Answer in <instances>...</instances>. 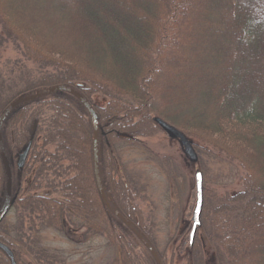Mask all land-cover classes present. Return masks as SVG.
Returning a JSON list of instances; mask_svg holds the SVG:
<instances>
[{"label":"trees","instance_id":"1","mask_svg":"<svg viewBox=\"0 0 264 264\" xmlns=\"http://www.w3.org/2000/svg\"><path fill=\"white\" fill-rule=\"evenodd\" d=\"M157 31L188 50L175 65L179 101L176 78L165 75L171 61L152 48ZM8 43L32 65L8 83L0 77V113L22 98L1 128L12 194L0 241L16 264H68L40 236L45 229L62 235L67 225L83 229L82 245L103 241L102 259L77 264H157V256L167 264L140 206L145 186L119 160L126 145L167 161L145 141L159 130L152 114L239 170L235 192L203 184V240L189 246L185 263L204 264L209 251L218 264H247L251 252L253 263L264 264V0H0V46ZM59 84L79 91L97 114L103 194L93 171L90 115L70 92L47 91ZM95 93L107 102L96 104ZM182 99L189 104L179 115L173 106ZM193 146L198 158L201 145ZM0 264H10L1 250Z\"/></svg>","mask_w":264,"mask_h":264},{"label":"rangeland","instance_id":"2","mask_svg":"<svg viewBox=\"0 0 264 264\" xmlns=\"http://www.w3.org/2000/svg\"><path fill=\"white\" fill-rule=\"evenodd\" d=\"M26 3V1L24 2ZM23 3V4H24ZM38 6V3H36ZM41 2H39L40 7ZM43 20L45 17L42 18ZM186 28L188 27L185 25ZM160 28V26L158 27ZM158 28H156L158 30ZM152 33V32H151ZM155 40V46L152 44V48L155 50L157 56L166 57L170 60L169 67H167L168 79H175L177 83L176 90H170L169 95H176L178 99L181 94L180 89V68L176 69L177 64L185 62L184 54L187 51L180 44L182 40L172 41L169 38H160L158 36ZM155 35V34H153ZM155 39V36L154 38ZM179 39H182L179 38ZM144 46L141 48V50ZM11 44H4L0 46V77L5 80L6 83L10 82V78L17 76L25 69L32 67L31 63L26 61L18 51ZM84 50L82 55L84 56ZM180 54V56H177ZM98 56V50H97ZM188 56V55H187ZM92 61H96L94 57ZM199 59V58H198ZM197 59V61H198ZM172 65V66H171ZM101 67L104 68L101 62ZM147 85V83H146ZM92 99L98 105H104L107 99L98 93L93 94ZM183 102L173 106V110H177L179 115H184L186 105L189 104V100L182 99ZM165 103V98L161 96L160 105ZM186 104V105H185ZM154 116L153 114L151 117ZM150 117V116H149ZM140 122H146L147 119H143ZM143 125L146 126L147 124ZM150 128L149 126L147 127ZM153 135L146 138L148 144L158 156L166 154L167 161L160 163L158 160L151 158L145 150L135 146H121L119 148L120 161L124 170L136 177V180L144 186L145 189L142 198L140 199V206L144 215L153 223V230L156 236V251L164 254L167 264H186L185 258L189 251L188 238L189 232L192 226V211L195 206V187H194V173L196 170H200L203 176V184L205 183L210 190L220 194L224 191L235 192L238 189V174L239 170L234 165L222 158L213 157L209 153V147L205 144H201L197 139L192 137L193 142L199 143L201 148L198 147V161L196 163L189 162L183 155L182 150L176 140H170L159 129L154 130ZM190 139V138H189ZM196 151V150H195ZM197 153V152H196ZM141 195V194H140ZM203 206V205H202ZM118 215L125 218L121 213ZM7 218H11V213H8ZM150 217V220H149ZM202 218V209L200 213V223ZM119 221L126 222L118 218ZM12 220V219H11ZM202 227L199 225L196 228L193 241L197 243V239L202 238ZM83 229H77L73 226L67 225L64 234L60 235L52 229L43 230L41 232V242L46 247L57 248L65 253L67 256L68 264H77L80 260L85 261L91 258L93 261L102 259L105 254L102 253L100 246L103 241L96 238L93 242H89V247L81 244V233ZM197 238V239H196ZM204 243V242H203ZM88 245V244H87ZM86 252L87 256L85 255ZM211 252V251H210ZM252 252L247 257V264H255L256 256H253ZM15 259V258H14ZM250 260L252 262H250ZM157 261V260H156ZM161 261V260H160ZM162 263V262H161ZM204 264H218L215 257L212 256L209 251L204 255Z\"/></svg>","mask_w":264,"mask_h":264},{"label":"water","instance_id":"3","mask_svg":"<svg viewBox=\"0 0 264 264\" xmlns=\"http://www.w3.org/2000/svg\"><path fill=\"white\" fill-rule=\"evenodd\" d=\"M57 91V90H64L67 92H70L73 96L79 100V102L83 105L85 110L90 115V120L93 127V171L95 176V182L97 184V187L99 189V192L103 194V186L101 184L99 171H98V134H97V114L95 110L93 109V106L87 101V99L84 98V96L78 92L75 89L70 88L66 85H55L52 87H49L47 91ZM22 101V98L18 97L14 100H12L0 113V160L2 163L3 171H4V199L0 205V221L3 219L5 214L7 213L9 206L11 205V194H12V172L10 163L5 155L3 140H2V134H1V128L4 119L6 116L12 111L20 102ZM152 121L160 128L161 131H163L166 135V137L170 139H175L178 141V144L184 154V157L191 162L196 163L197 162V153L195 151V148L193 146V142L191 139H189L187 136H185V133L182 132L177 127L173 126L171 123L167 122L166 120L160 118L159 116H152ZM30 142L27 143L25 148L19 153L16 161V166L18 168H22L23 164L26 162L27 153L29 151ZM194 187H195V206L192 211V226L189 233L188 238V244L191 245L193 242L194 234L196 232V228L200 225V213H201V207L203 202V177L202 173L199 170H196L194 174ZM120 219L125 221V218L120 216ZM0 250L8 257L10 264H16L14 255L12 250L7 246L6 244L2 243L0 241ZM157 264H162L160 262V259H156Z\"/></svg>","mask_w":264,"mask_h":264}]
</instances>
